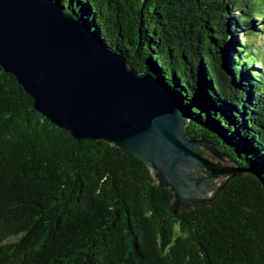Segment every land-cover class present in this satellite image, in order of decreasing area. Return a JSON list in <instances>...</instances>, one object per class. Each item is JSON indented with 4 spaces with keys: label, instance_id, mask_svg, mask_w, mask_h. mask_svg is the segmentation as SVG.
Instances as JSON below:
<instances>
[{
    "label": "trees",
    "instance_id": "trees-1",
    "mask_svg": "<svg viewBox=\"0 0 264 264\" xmlns=\"http://www.w3.org/2000/svg\"><path fill=\"white\" fill-rule=\"evenodd\" d=\"M240 171L178 214L129 152L76 140L0 69V264H264V0H51Z\"/></svg>",
    "mask_w": 264,
    "mask_h": 264
},
{
    "label": "water",
    "instance_id": "water-1",
    "mask_svg": "<svg viewBox=\"0 0 264 264\" xmlns=\"http://www.w3.org/2000/svg\"><path fill=\"white\" fill-rule=\"evenodd\" d=\"M0 69L74 139L103 141L140 160L172 194L174 214L212 203L240 173L209 143L186 136L188 118L149 75L51 0H0Z\"/></svg>",
    "mask_w": 264,
    "mask_h": 264
},
{
    "label": "rangeland",
    "instance_id": "rangeland-1",
    "mask_svg": "<svg viewBox=\"0 0 264 264\" xmlns=\"http://www.w3.org/2000/svg\"><path fill=\"white\" fill-rule=\"evenodd\" d=\"M258 43H259L260 48H262V50H264V39L260 40V42H258ZM262 70H264V66H263Z\"/></svg>",
    "mask_w": 264,
    "mask_h": 264
},
{
    "label": "bare ground",
    "instance_id": "bare-ground-1",
    "mask_svg": "<svg viewBox=\"0 0 264 264\" xmlns=\"http://www.w3.org/2000/svg\"><path fill=\"white\" fill-rule=\"evenodd\" d=\"M236 170V169H235Z\"/></svg>",
    "mask_w": 264,
    "mask_h": 264
}]
</instances>
